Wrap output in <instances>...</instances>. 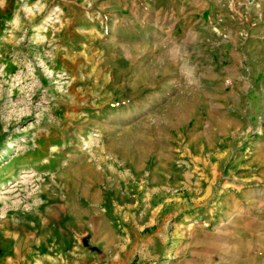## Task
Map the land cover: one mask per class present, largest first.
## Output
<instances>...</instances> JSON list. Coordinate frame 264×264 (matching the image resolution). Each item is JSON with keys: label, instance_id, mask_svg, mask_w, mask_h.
Listing matches in <instances>:
<instances>
[{"label": "rangeland", "instance_id": "374dc122", "mask_svg": "<svg viewBox=\"0 0 264 264\" xmlns=\"http://www.w3.org/2000/svg\"><path fill=\"white\" fill-rule=\"evenodd\" d=\"M0 264H264V0H0Z\"/></svg>", "mask_w": 264, "mask_h": 264}]
</instances>
